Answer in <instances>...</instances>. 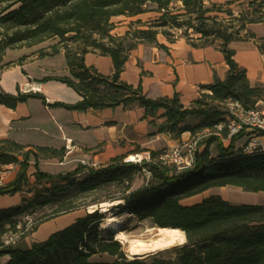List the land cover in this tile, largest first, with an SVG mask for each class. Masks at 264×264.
Returning a JSON list of instances; mask_svg holds the SVG:
<instances>
[{"label":"trees","instance_id":"16d2710c","mask_svg":"<svg viewBox=\"0 0 264 264\" xmlns=\"http://www.w3.org/2000/svg\"><path fill=\"white\" fill-rule=\"evenodd\" d=\"M181 3V7H173ZM149 4L161 13L158 25L148 30L128 31L124 36H113L115 17L134 18L145 14ZM226 6L240 8L236 17L232 9L206 0H0V72L11 66L4 63L7 50L31 48L56 41L39 51L40 57L64 53L69 76L46 78L59 81L75 90L81 100L75 104L50 105L40 92L8 94L0 87V104L15 108L30 98L42 100L47 106L86 112L124 106H138L144 110V119L159 133L180 137L189 133L197 137L200 131L226 122L224 103L234 99L253 109L264 103V86H252L246 70L234 59L233 42L253 40L264 54V38H257L248 27L264 24V0L229 1ZM183 12V13H180ZM218 13L229 16L222 18ZM138 24L141 22L138 21ZM193 31L198 38H189L194 48L215 47L221 51L229 67L225 80L216 78L204 87L206 93L185 107L176 93L172 98L152 99L141 85L134 87L121 81L131 52L138 44L165 48L158 35L169 39L160 27ZM98 36V37H96ZM219 43L216 46V43ZM98 53L108 56L114 64V73L105 76L95 67L87 66L85 56ZM160 111L163 113L160 114ZM196 125L188 124L189 120ZM160 121V123L158 122ZM222 137L227 138L224 128ZM234 137L226 146L214 133L200 144L204 150L195 154L193 167L171 176L168 167L144 162L142 165L124 163L117 158L105 167L52 175L40 169L41 160H64L66 149L30 147L8 139H0L1 167L13 164L19 169L11 182L2 183L0 195L20 194V204L0 209V264H264V205L233 204L220 195H211L200 203L184 205L182 201L214 188L233 187L248 193L264 192V153L245 154ZM216 144L217 159H212L209 146ZM152 158L159 153L150 152ZM34 159V164H32ZM35 183L29 181V170ZM144 170L152 173L150 181L133 189L137 175ZM86 175L81 177L82 173ZM50 188L39 189L44 183ZM106 192V195H95ZM27 194H33L28 198ZM92 197L91 199H88ZM123 201L110 209L124 207L140 219H150L159 228H173L184 232L186 243L173 249L175 256L165 258L160 253L145 258L129 259L113 235L102 238L99 232L104 213L99 210L86 213L66 228L51 234L42 242L29 247L7 244L6 236L20 230L22 217L39 209L50 208L42 215L37 231L44 223L89 207ZM108 255L113 262L94 261V257Z\"/></svg>","mask_w":264,"mask_h":264},{"label":"crops","instance_id":"0c3cea01","mask_svg":"<svg viewBox=\"0 0 264 264\" xmlns=\"http://www.w3.org/2000/svg\"><path fill=\"white\" fill-rule=\"evenodd\" d=\"M248 29L257 38H264V24L250 25ZM42 46L6 51L4 63L11 66L0 72L2 91L17 95L18 90L33 83L40 87V93L50 105L77 103L81 97L66 84L55 80L38 83L46 78L69 76L64 53L42 58L39 51L49 48V45ZM230 48L235 51L237 64L246 70L251 85L264 86V54L257 44L253 40L239 41L233 42ZM85 63L105 76L113 75L115 71L112 59L98 53L87 54ZM228 70L221 51L210 47L194 48L179 41L163 49L138 46L131 52L120 79L134 87L141 85L144 93L152 99L172 98L177 93L181 103L189 107L207 92L205 86L213 84L216 78L225 80ZM187 136L189 133L180 137L159 133L156 127L150 125L149 119H144V110L138 106L79 112L47 106L36 98L19 103L15 108L0 104V139L30 147L65 148L63 161L51 159L58 160L62 166L91 161L105 167L114 159L126 158L132 152L160 154L178 146L189 138ZM68 143L70 149L67 148ZM43 161L48 160L40 161V169ZM61 172L58 171L59 174ZM18 196L0 195V209L18 205ZM77 214L63 215L41 225L36 232V242H42L74 223L81 217Z\"/></svg>","mask_w":264,"mask_h":264},{"label":"rangeland","instance_id":"374dc122","mask_svg":"<svg viewBox=\"0 0 264 264\" xmlns=\"http://www.w3.org/2000/svg\"><path fill=\"white\" fill-rule=\"evenodd\" d=\"M229 1H240L243 2V0H206V4L211 7V3H215L218 5H222L223 10H228V9H232L233 13L235 14V16L237 17L239 15V11L240 8H238L236 5L233 6H226L225 4ZM173 7H177L180 8L181 7V3L174 5ZM147 11L145 14L139 15L137 17L134 18H126V17H115L112 19V23H115L116 28L111 32V35L113 36H124L128 31L134 32V31H141V30H148L149 26L151 25H158V19L161 16V13H159L157 11V6L149 4L147 6ZM183 13V12H180ZM217 15H219L222 18H226V21L229 19V16L227 14L224 13H218L216 12ZM140 21L141 23L138 24L137 22ZM159 29L160 31H165L168 32L169 35V39L166 38L164 35L159 34L158 35V42L161 45H173L176 44L179 41L185 42L188 45H190V39L189 38H198V36L193 32V31H187L185 28L182 29H176V28H172L171 26H166V27H160V28H156ZM98 37V36H96ZM56 41H49L45 44H43L42 47H46V46H50L51 44H54ZM142 44H138L136 48H138V46H140ZM216 46L219 45V43L217 42L215 44ZM143 46V45H142ZM145 46H149V45H145ZM150 47H155V46H150ZM33 48V49H37ZM159 48V47H157ZM213 49H216L215 47H210ZM160 49V48H159ZM260 109L264 108V103L259 104L258 106ZM188 124H190L191 126L196 125L197 121L191 119L188 121ZM215 131H212L210 129H206L203 131H200L199 133L196 134V136H198L200 138L199 142L200 144H203L206 142L207 139L210 138V136L214 133ZM189 138H187L186 140H184L185 142H188L191 137L190 134L189 136H187ZM198 144L196 146V151L198 150H204L205 146H202L201 148H199ZM224 145L227 146V144L223 143ZM241 142L238 141L237 146H240ZM180 145V144H179ZM209 150H210V155L212 157V159H217V146L216 144H213L211 146H209ZM144 155V153H138V152H132L130 153L128 156L131 155ZM127 156V157H128ZM90 163H93L91 161H89ZM81 163V162H80ZM80 163H72V164H66L64 166L61 165V163L58 160H48V161H43L42 165H41V169L43 171H45L46 173L52 174V175H57L59 174L58 171H62L61 173H71L76 171L78 168H81V164ZM32 164H34V159H32ZM99 166V164H98ZM18 167L10 164V165H6V166H2L1 167V176H2V183L7 184L9 181H11L14 177L15 174H17L18 171ZM82 171H84V168L82 167ZM34 172L33 167L30 168L29 173H28V177H29V181L33 184L35 183V179L32 176V173ZM86 172V171H84ZM82 173L81 177H84L86 174ZM150 181V177L148 175H146L145 172H141L137 175V177L134 180L133 183V189H139L143 186H145L146 184H148ZM53 183H48V182H44L39 186V189H43V188H50L52 187ZM33 194H27L26 196L28 198L32 197ZM97 196L99 195H106V192H101L99 194H95ZM211 195H220L222 198L228 200L229 202L233 203V204H261L264 205V192L256 194V193H248V192H244L241 189L238 188H233V187H225V188H214L211 190H208L200 195L194 196L192 198L189 199H185L182 201V204L184 205H193L196 203H200L202 202L203 199L211 196ZM3 197V196H2ZM11 197V196H10ZM92 197H89L88 199H91ZM21 195L19 194L17 200H18V204H20L21 202ZM16 201V200H15ZM257 202V203H256ZM97 209H101V207L99 205H96ZM92 207H89L86 210H80L77 211L79 216L83 217L86 215V213H92L90 212ZM51 211L50 208H46V209H39L36 211V213L32 214V215H25L23 216L22 222L19 224L18 229L20 230L18 233L13 234L10 233L6 236V241L13 243L15 246H20V247H29L31 246L33 243H35L37 241V235L36 232L37 231H33V229L35 227L38 226L39 222L42 220H39V218L44 215L45 213H49ZM102 211V210H99ZM109 215H112L114 217H122L124 216V224H123V231L126 234V236L128 237V239H144V240H150L153 237H155V235H157V232L154 231L153 229L156 228L157 226L150 220V219H140L138 216L130 213V211L127 209V207H124L121 210H114L113 212H111V214H106L104 215V219L103 222L101 223L99 232L102 238H108L109 235H113L114 240H117L120 242V244L122 245V249L124 251V253L126 254V256L131 259L130 254H129V244L128 243H123L121 240H119L117 238V234L114 231H107L104 227H103V223L104 221L109 217ZM39 229V228H38ZM182 245H176L173 246L171 248L159 251L157 253H160L163 257L165 258H169V257H174V251L173 249L176 247H179ZM155 253V254H157ZM154 255V254H152ZM7 258L1 259V262H4ZM94 261H99V262H113L115 260V258L110 257L108 255H100V256H96L93 259Z\"/></svg>","mask_w":264,"mask_h":264},{"label":"built area","instance_id":"2783aa9c","mask_svg":"<svg viewBox=\"0 0 264 264\" xmlns=\"http://www.w3.org/2000/svg\"><path fill=\"white\" fill-rule=\"evenodd\" d=\"M33 83H29L24 86L20 91L22 93L40 92V87ZM39 88V89H38ZM262 102H259L255 108L248 109L243 103L234 99H228L224 103V110L226 112V122L224 125L216 127L215 135L219 136L223 143L229 144L234 137L240 138V148L245 154L264 153V108L260 109L258 106ZM226 129L228 132L227 138H223L221 131ZM200 138L191 137L188 142H182L180 145L165 150L158 154L156 158H152L151 153H144L143 157L132 160L130 156L124 159V163H132L136 165H142L144 162L153 164L164 165L168 167L169 174L171 176L181 174L191 169L195 163L196 146L198 145ZM70 143L67 144V148L70 149ZM81 166L84 171L92 169H98L99 166L96 163H90L88 161H81ZM146 175L150 178L152 173L144 170ZM7 244L11 243L6 241Z\"/></svg>","mask_w":264,"mask_h":264},{"label":"bare ground","instance_id":"6f19581e","mask_svg":"<svg viewBox=\"0 0 264 264\" xmlns=\"http://www.w3.org/2000/svg\"><path fill=\"white\" fill-rule=\"evenodd\" d=\"M37 88V86H34ZM39 89V88H38ZM40 90V89H39ZM139 157L143 155L138 154ZM132 160L137 159L136 155L130 156ZM123 201H115L110 203L102 204V213L111 214L110 208L122 204ZM97 206L91 208L90 212H95ZM124 216L114 217L109 215V217L102 224L107 231H114L117 234V238L123 243H128L129 254L132 259L135 258H145L149 255L155 254L159 251L171 248L176 245H184L186 243V237L184 232L179 229L173 228H159L156 227L153 230L157 232V235L150 240L144 239H128L123 231Z\"/></svg>","mask_w":264,"mask_h":264},{"label":"water","instance_id":"95a60500","mask_svg":"<svg viewBox=\"0 0 264 264\" xmlns=\"http://www.w3.org/2000/svg\"><path fill=\"white\" fill-rule=\"evenodd\" d=\"M100 207H101V209H99V210H102V204H100L99 205ZM94 207V206H93ZM111 209V208H110ZM98 209H96V211H97ZM99 212H102V211H99ZM132 259V258H131Z\"/></svg>","mask_w":264,"mask_h":264}]
</instances>
